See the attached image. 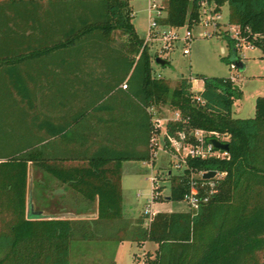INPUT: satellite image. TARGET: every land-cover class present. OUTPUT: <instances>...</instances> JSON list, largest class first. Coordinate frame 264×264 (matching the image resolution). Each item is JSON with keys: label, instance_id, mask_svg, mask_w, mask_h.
<instances>
[{"label": "trees", "instance_id": "trees-1", "mask_svg": "<svg viewBox=\"0 0 264 264\" xmlns=\"http://www.w3.org/2000/svg\"><path fill=\"white\" fill-rule=\"evenodd\" d=\"M202 1L215 14L225 4L228 23L264 61V0ZM199 2L162 0L164 15L157 24L190 29L199 20ZM131 18L128 0H0V99L31 96L35 75L66 69L74 75V96L85 97L75 111V123L87 111L111 113L105 121L107 131L130 134L132 143L144 146H99L89 155V165L75 168L77 191L87 199L97 197L94 219H26L25 174L26 162L34 159L32 141L3 149L9 133L3 131L0 117V264H69L75 235L89 239L90 225L120 219V162L151 159L154 146H149V137L158 130L148 110L163 105L178 113L177 120L164 126V145L168 146L167 136L198 129L210 137L226 136L228 148L222 158H186L182 175L170 180L167 199L180 201L188 193L192 173L223 172L206 203L196 210L156 212L147 225H142L143 218L136 220L131 240L157 245L142 264H258L253 251L262 246L264 206L248 199L264 187V97L255 98L251 118L233 119L231 106L241 93L229 78L198 77L202 86L195 93L186 78L169 88L166 78L153 74L155 56L142 45ZM222 39L234 54L235 40ZM116 108L123 114L119 121L113 117ZM87 173L103 176L87 182ZM152 191L157 192L153 200L165 198L155 187ZM231 200L236 206L229 214Z\"/></svg>", "mask_w": 264, "mask_h": 264}, {"label": "crops", "instance_id": "crops-1", "mask_svg": "<svg viewBox=\"0 0 264 264\" xmlns=\"http://www.w3.org/2000/svg\"><path fill=\"white\" fill-rule=\"evenodd\" d=\"M145 35L146 33H143L142 37L137 36L143 39ZM241 66L243 68L242 64ZM51 69L53 70L51 73L33 77V95L22 98L1 97V126L3 131L9 133L8 139L2 142V147L3 149H15L20 148L22 144L29 145L28 142L32 141L34 159L26 162L25 174L23 213L26 219H74L76 214L81 215L82 219L91 220L96 217L97 197L94 195L93 198L87 199L77 191L74 185L75 168L89 165V155L99 146H107L110 149L113 147L142 149L144 146L132 143L130 134L116 135L115 132L107 131L105 121L111 113L102 111L90 114L87 111L86 115L80 117L75 123V111L85 97L74 96L72 72L66 69L65 71L57 68ZM152 69L153 72L155 69L156 77L164 76L160 68L153 66ZM81 79L84 80V77L82 76ZM192 81L194 82V79ZM192 81L191 91L194 93L200 91L201 81L199 80L201 86L196 91L192 88ZM250 113L253 114L252 109ZM122 116L121 109L116 108L114 121H119ZM26 148L30 147L26 146ZM126 161L138 162L137 160L120 162L119 182H121L123 164ZM99 162V160L96 161V164L100 165ZM102 165L111 166L110 163ZM102 176L87 173L83 176V180L92 182L100 180ZM77 197L82 200L79 206L75 204ZM121 197L120 186V203L122 202ZM120 206L122 213V204ZM2 209L3 207H0V210ZM114 221L99 222L93 227L90 225L91 238L83 240L88 242L92 239L111 240L119 245L125 242L128 247L132 243L135 248L130 252L132 264H142L144 256L153 255L156 243L131 240V230L136 223L123 221L120 225ZM124 233L125 236H123ZM137 252L144 256L139 259L135 258L138 255ZM105 264H116V261L112 259Z\"/></svg>", "mask_w": 264, "mask_h": 264}, {"label": "rangeland", "instance_id": "rangeland-1", "mask_svg": "<svg viewBox=\"0 0 264 264\" xmlns=\"http://www.w3.org/2000/svg\"><path fill=\"white\" fill-rule=\"evenodd\" d=\"M150 1L128 0L132 12L131 24L139 37H142L143 33H147L150 19L154 15L153 9L149 8ZM154 1L161 8L163 5L162 0ZM163 15L161 11V16ZM217 15L219 18L216 20L214 29L204 30L198 22L187 29L191 37L186 41L183 40L185 28L178 29L179 40L169 41L168 49L165 48L166 44L161 39L162 34L168 30L164 26L157 27L154 36L147 37L146 35L142 39V45L147 48V52L151 57L155 56V58L166 60L167 64L158 68L162 70V75H164L162 77L168 80L169 88H173L180 78H186L190 82L194 79V82L192 81L194 91L201 86L198 77L229 78L230 82L236 85L241 93V97L232 104L231 118H251L253 114L250 113V109L253 110L254 99L264 97V80L262 78L264 75V61L260 59L258 49L248 48L246 47L247 44H242L243 41L238 40L236 27L228 23V9L225 4L220 7ZM204 31H211V34L208 36L200 35ZM224 36L235 40L234 47L238 45L234 54L227 50L225 41L222 39ZM183 48H188L187 55L181 54ZM236 62L243 65L242 70L229 69V64H235ZM151 66L153 68L156 65L151 62ZM155 73L154 69L153 74L155 75ZM148 112L151 115V121L159 119L158 133L154 135L156 142L153 148L154 153L151 154L150 160L126 161L123 164V173L121 182H119L122 189V213L120 219L114 221L120 225L123 221L135 223L137 219L143 218L142 211L147 203L150 209H156L155 212L190 210L183 200L171 201L166 199L170 190L171 178L182 175L181 167L174 168V163L177 162L178 157L175 156L171 148L164 145L163 138L164 126L172 120L174 111L163 105L156 109H149ZM190 177L196 179L198 175L192 173ZM215 179L212 181L214 182ZM151 182L153 187L158 190L159 196L165 197L161 201L150 199ZM254 199L249 198L248 200H252L251 203L256 201L264 206V187L259 188ZM81 202L80 198H75L76 205L79 206ZM235 206L233 200L228 202L227 211L229 214L234 212ZM74 218H81V215L75 214ZM206 233L210 234L209 229ZM123 236H125V233ZM261 238L262 246L260 249L253 251L258 264H262L264 259V234ZM131 250H135L132 243L128 247L125 242L119 245L111 240L98 241L92 239L88 242L78 239L75 235L70 243L69 264H105L112 259H115L116 264H132ZM137 254L135 257L137 259L144 256L140 252H137Z\"/></svg>", "mask_w": 264, "mask_h": 264}, {"label": "built area", "instance_id": "built-area-1", "mask_svg": "<svg viewBox=\"0 0 264 264\" xmlns=\"http://www.w3.org/2000/svg\"><path fill=\"white\" fill-rule=\"evenodd\" d=\"M149 8L153 9L154 15L150 19V23L148 25L146 35H147V37H150V36L152 37V35L154 36L155 29L157 27H159V25L157 24V20L159 18H161V8H160V6L156 5L154 0L150 1ZM218 18H219L218 15L215 13H212L211 8L207 7L205 2H203L202 0L199 2V17H198L199 20H198V22L200 23L199 26L201 28H203L204 30H207L208 28L214 29L215 24H216V20ZM210 34H211V31H206V32L204 31V32L200 33V35H204V36H206V35L208 36ZM236 35H238L237 37H239L238 30L236 31ZM190 37H191V34L186 29V31L184 32L183 40L186 41ZM161 39L166 44L165 48L168 49L169 41H177V40H179V36L177 35L176 30H171L168 28V30L162 34ZM234 39H236V38H234ZM238 40L243 41V39L240 37ZM242 44H245L244 41ZM237 46L238 45L235 46L236 49H237ZM239 46L241 47L242 45L240 44ZM246 47L251 48V46H249L248 44ZM181 54L187 55L188 54V48H183L181 50ZM228 67L231 70L235 69L234 64H231V63L229 64ZM120 88L124 89L125 85L121 84ZM173 115H174V117L172 118L171 121L177 120L178 119V113L174 112ZM158 122H159V119L152 120L153 129L158 130V127H159ZM154 135L155 134H153L149 137V146H154L156 143ZM163 137H164V131H163ZM189 137H191V139L193 140V143H191V140L189 139ZM210 138H215L221 142H225L224 140H226V136L214 135V136L210 137L208 135H205V133L202 130H198V129H194V130L190 131L189 134H185L183 131H180L176 134L175 137L167 136L166 139L168 141V147L171 148L173 150L172 152L175 153V156L178 157L177 162L174 163V168L181 167V169H184L186 158H193V157L204 158V157H209V156L218 157V158L226 157V155H227L226 151L215 150L212 148L211 144L209 143ZM153 153L154 152L152 150V154ZM205 171H207V170L198 171L197 173H195L198 175V177L196 179H203L201 177V174ZM222 175H223V172H216L215 171V174L211 177L212 179L210 178L211 180L200 181V182H197L195 179H191V177H190L188 193H186L182 198V200L187 203L188 208L190 210L198 209L199 206H201L202 204L206 203L209 200L211 195L213 193H215V191H216L215 186H214V182L212 180L214 178L219 179L222 177ZM153 188L154 187H153L152 182H151V194H150L151 200L154 199V197L157 193V192L154 193L152 191ZM199 188H202V192H199ZM155 213H156L155 209H153V210L150 209V206L147 203L146 207L142 211V215L144 218L143 225H147Z\"/></svg>", "mask_w": 264, "mask_h": 264}, {"label": "water", "instance_id": "water-1", "mask_svg": "<svg viewBox=\"0 0 264 264\" xmlns=\"http://www.w3.org/2000/svg\"><path fill=\"white\" fill-rule=\"evenodd\" d=\"M198 1H201V0H198ZM154 63L156 65L162 67V66H165L167 62L165 60H163V59H160V58L156 57L154 59ZM234 66L238 70H242L243 69L241 64H239L238 62H236L234 64ZM209 143L211 144L212 148L215 149V150L227 151L228 146H227L226 142H221V141H219V140H217L215 138H210L209 139ZM214 174H215L214 170H207V171H205V172H203L201 174V177L203 179H210ZM166 199H167V197H166Z\"/></svg>", "mask_w": 264, "mask_h": 264}]
</instances>
